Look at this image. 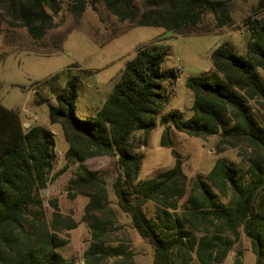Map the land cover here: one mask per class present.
I'll return each mask as SVG.
<instances>
[{
    "label": "trees",
    "instance_id": "trees-1",
    "mask_svg": "<svg viewBox=\"0 0 264 264\" xmlns=\"http://www.w3.org/2000/svg\"><path fill=\"white\" fill-rule=\"evenodd\" d=\"M95 1L103 2L121 22L192 35L213 32L201 28L207 15L214 17L215 29L231 26L230 8L237 0ZM72 2L76 15L90 4ZM62 5L63 0H0V36L5 22L26 28L34 40L43 39L56 27L54 18ZM260 5L264 8V0ZM245 25L251 39L244 53L224 43L212 52L213 69L187 80L194 100L191 117L179 109L162 116L166 128L161 146L172 149L175 165L148 180H140L144 156L132 137L139 130L150 135L170 104L167 84L175 83L179 72L164 69L165 51L140 48L102 108L87 120L76 113L81 77L66 82L56 105H49L50 123L61 128L68 144L67 164L56 175L55 134L42 127L25 129L19 113L0 103V264H76L58 249L67 243L60 234L77 228L78 222L62 214L57 200L52 201L49 220L41 195L71 166L76 171L69 180V196L89 199L82 219L92 234L85 264H112L113 259L120 264L118 259L127 253L112 245L119 218L108 184L85 164L98 156L117 159V205L154 248L155 264H225L242 232L250 240L255 264H264V19L250 17ZM65 41L56 44L53 53L60 52ZM172 128L196 138L220 136L218 149L238 148L245 162L219 160L207 176H198L190 185L182 158L172 148ZM149 203L155 206L153 216L145 209ZM233 264H244L241 250Z\"/></svg>",
    "mask_w": 264,
    "mask_h": 264
},
{
    "label": "rangeland",
    "instance_id": "rangeland-1",
    "mask_svg": "<svg viewBox=\"0 0 264 264\" xmlns=\"http://www.w3.org/2000/svg\"><path fill=\"white\" fill-rule=\"evenodd\" d=\"M72 3V0H63L61 12L54 18L56 27L38 41L30 36L26 28L11 27L1 22L0 103L19 113L25 129L42 127L55 134L57 160L53 175H56L67 164L65 154L68 144L61 128L50 123L49 105H56V96L66 82L74 76L81 77L76 113L81 119H90L102 108L125 65L135 57L137 51L142 47H155L167 53L164 69H176L179 79L171 85L167 84L170 104L159 116L156 129L148 136L142 130L135 132L132 143L136 151L144 156L140 180L151 179L173 168L175 158L172 149L161 146L166 128L161 124L162 116L179 109L186 113V118L191 117L194 100L193 93L186 86L187 80L211 71L212 52L224 43L232 45L238 53L246 51L251 38L245 23L250 17L264 19L261 0L232 2L231 26L215 29L214 17L207 15L201 28L213 32L192 35L121 22L103 2L95 0H90L82 15H76L72 11ZM63 39L66 40L63 49L53 53L54 46ZM63 71L59 79L44 83ZM41 99L47 102L42 104ZM172 129V148L182 158L190 185L198 176H207L219 160L237 164L245 162L238 148L218 149L220 136L196 138ZM116 162L115 157L107 156L85 161L88 168L98 171L107 182L111 206L118 214L116 229L111 234L112 245L122 246L127 253V256L118 259L120 264H155L154 248L139 235L131 218L117 205L113 190L117 178ZM75 171L76 166H71L42 190L41 195L49 220H52L54 212L52 201L57 200L62 214L78 222L77 228L60 234L67 243L58 251L76 264H85V253L91 244L92 234L82 219L89 199L69 196L67 188ZM145 209L149 216L155 214L153 203H149ZM239 250L243 253L244 264H255L250 240L243 232L241 241L229 253L225 264H233ZM110 262L113 264L115 259Z\"/></svg>",
    "mask_w": 264,
    "mask_h": 264
},
{
    "label": "built area",
    "instance_id": "built-area-1",
    "mask_svg": "<svg viewBox=\"0 0 264 264\" xmlns=\"http://www.w3.org/2000/svg\"><path fill=\"white\" fill-rule=\"evenodd\" d=\"M182 69V68H181Z\"/></svg>",
    "mask_w": 264,
    "mask_h": 264
}]
</instances>
